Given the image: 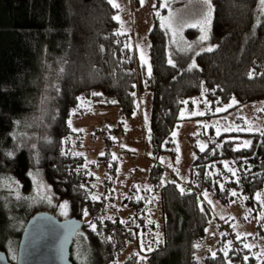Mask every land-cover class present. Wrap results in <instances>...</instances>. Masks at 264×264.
Returning a JSON list of instances; mask_svg holds the SVG:
<instances>
[{
  "label": "trees",
  "instance_id": "1",
  "mask_svg": "<svg viewBox=\"0 0 264 264\" xmlns=\"http://www.w3.org/2000/svg\"><path fill=\"white\" fill-rule=\"evenodd\" d=\"M213 5L210 41L215 48L181 54L183 67H174L167 62L166 32L155 26L149 33V76V66L139 63L129 37L119 32L116 9L108 0H0V175L13 177L29 193L30 173L36 171L56 201L67 200L70 218L83 222L90 264H198L199 246L217 223L205 197L224 206L239 202L248 207L264 244V126L243 133L248 147H237L229 138L235 132L217 136L212 126L202 136L207 140L203 150L192 146L188 179L180 180L173 170L179 151L172 134L186 122L184 110L191 119L197 101L201 109L210 104L207 117L233 99L237 103L229 110L264 102V23L258 26L257 0H213ZM186 34L194 38L199 31ZM193 59L196 67L188 69ZM146 92L152 102L148 186H130L123 199L124 218L102 217L119 176V160L106 144L96 163L104 168L105 194L95 196L85 156L68 143L69 118L88 114L82 106L89 103L115 110L124 127L139 116V100ZM105 140L113 138L107 134ZM156 203L160 238L152 237L148 244L144 240L156 228L151 209ZM7 216L0 205V223ZM222 223L215 255H207L203 264H260L246 247L248 238L239 237L228 218ZM143 241L144 250L119 260Z\"/></svg>",
  "mask_w": 264,
  "mask_h": 264
},
{
  "label": "rangeland",
  "instance_id": "2",
  "mask_svg": "<svg viewBox=\"0 0 264 264\" xmlns=\"http://www.w3.org/2000/svg\"><path fill=\"white\" fill-rule=\"evenodd\" d=\"M115 3L119 5L118 8H115V17H119V20H116L119 32L129 37L130 44L140 64L149 66V33L155 26L161 27L166 32L167 62L169 63L171 60V65H175V67L182 66L179 57L181 54L196 55L207 51L209 47L215 48L210 38L205 41L200 40L203 33L199 27H189V25L200 20L204 11V6L198 0H143V4H141V0H115ZM165 3L167 7L162 6ZM263 18L264 16L259 15L260 21ZM189 29L198 30V36L189 37L186 34ZM209 35L211 37V31ZM142 56L144 59L141 58ZM193 63H195L194 59L188 62V69H192ZM46 100L49 101V99ZM139 103L141 108L139 116L130 121H125L124 127H121V118L115 110L95 109L89 103L82 106L88 111V114L80 119L72 115L68 121L72 130L68 143L73 152L85 156V165L94 177L91 184L95 189V196L105 194L102 182L105 173L104 168L96 163L98 157L104 154L105 148H107L106 144L119 160V176L114 190L106 197L102 217L119 215L124 218L128 211L123 204V199L128 195L130 186H148L147 173L151 159L147 149L146 135L147 121L152 106L151 94L149 92L144 93ZM209 105L206 103L205 108L201 109L200 102H195V112L191 119L188 118L190 117L188 116L189 113L184 110L182 118H187V120L182 122L172 134L179 151L178 162H176L173 170L182 181L188 179L190 167L194 161L192 146L194 144H198L200 147L205 146L207 140H202V136L208 133L210 127L213 126L216 129L217 136L222 133L235 132L229 138L236 140L237 147H241L245 145V142H250L243 133H253L264 126V102L251 103L229 110L235 105L231 103L214 111L215 116L207 117L206 108L208 109ZM107 134L116 143L113 140L111 142L106 141L105 136ZM78 136L82 137L81 142H78ZM31 177L32 189L29 193H25L16 179L9 175H0V205L8 212L6 221L0 223V250L4 251L9 261L14 264L16 263L21 235L32 214L51 213L61 221L70 218L69 202L67 200L56 201L49 186L36 171L31 174ZM205 200L209 204L211 202L217 223L210 227L212 229L208 228L207 237L199 246L196 255L198 264H203L205 257L215 252L220 237L219 225L223 224L224 218L233 222L232 229L239 237L248 238L247 243L251 246L253 254L258 258L260 264H264V244L262 238L255 231L257 220L250 217L249 208L239 204V202L235 205L224 206L216 200L212 199V202L207 197ZM65 204H67L66 208L64 207ZM151 209L153 219L156 221V228L153 230V235H148L145 238L144 241H149L148 244L152 237L159 240L161 232L159 205L156 203ZM85 220L89 221L90 218L87 216ZM144 241L140 245L134 243L119 257V260L123 261L132 251L144 250ZM91 255L90 242L85 232L80 230L72 246L71 259L78 264H84L85 261L90 264Z\"/></svg>",
  "mask_w": 264,
  "mask_h": 264
},
{
  "label": "water",
  "instance_id": "3",
  "mask_svg": "<svg viewBox=\"0 0 264 264\" xmlns=\"http://www.w3.org/2000/svg\"><path fill=\"white\" fill-rule=\"evenodd\" d=\"M83 222L59 220L51 213L31 216L21 235L15 264H74L71 250ZM0 264H14L0 250Z\"/></svg>",
  "mask_w": 264,
  "mask_h": 264
},
{
  "label": "snow or ice",
  "instance_id": "4",
  "mask_svg": "<svg viewBox=\"0 0 264 264\" xmlns=\"http://www.w3.org/2000/svg\"><path fill=\"white\" fill-rule=\"evenodd\" d=\"M108 2L114 8H118L119 7V5L117 3H115V0H108ZM198 2L201 3L204 6V11H203V13H202V15L200 17V20L197 21L194 24L189 25V27H199L200 28V31L203 33V35H201V37H200V40L201 41H205V40H208L210 38V35L209 34H210V31H211V25H212V20H213V13H214L215 9H214V6L212 4V0H198ZM141 4H143V0H141ZM162 6L167 7V4L165 3ZM257 11H258V13H259L260 16H264V0H257ZM114 19L119 20V17L118 16L117 17H114ZM260 23H264V22H261L259 20V17H258V26H259ZM212 50L213 49L211 47L207 48V51H212ZM141 58L144 59L143 56ZM145 63H147L146 60H145ZM169 63L171 64L172 61L169 60ZM173 66L175 67V65H173ZM191 67L192 68H195L196 67L195 63H193L191 65ZM148 74H149V76H151V66L150 65L148 67ZM252 75H253V73H249L250 78H251ZM93 95H97V94L96 93H93ZM236 103L237 102L235 101V99H233L232 105H234ZM221 110H226V109H221ZM249 145H250V142H245V145L244 146L245 147H248ZM201 150H203V146H201ZM7 155L11 156L12 153H8ZM30 175H31V173H30ZM233 175H235L234 172H233ZM237 183H238V181H237ZM221 190H223V185H221ZM181 191H183V189H181ZM231 195L236 196L237 195V192L233 191L231 193ZM256 196H257V199L260 198V194L259 193H257ZM93 199H96V198L93 197ZM64 207L66 208L67 207V204H65ZM87 214H88V212H87V210H85L84 215H87ZM91 227H92L93 231L96 230V226L95 225H91ZM246 247H249L250 248L251 246L246 245ZM150 250L151 249H149V251ZM214 255L215 254L213 253V256ZM225 255H227V253H225ZM247 259H248V257H245V260H247ZM84 264H88V262L85 261Z\"/></svg>",
  "mask_w": 264,
  "mask_h": 264
},
{
  "label": "built area",
  "instance_id": "5",
  "mask_svg": "<svg viewBox=\"0 0 264 264\" xmlns=\"http://www.w3.org/2000/svg\"><path fill=\"white\" fill-rule=\"evenodd\" d=\"M105 135V133H103Z\"/></svg>",
  "mask_w": 264,
  "mask_h": 264
},
{
  "label": "crops",
  "instance_id": "6",
  "mask_svg": "<svg viewBox=\"0 0 264 264\" xmlns=\"http://www.w3.org/2000/svg\"><path fill=\"white\" fill-rule=\"evenodd\" d=\"M117 115H118V113H117Z\"/></svg>",
  "mask_w": 264,
  "mask_h": 264
}]
</instances>
